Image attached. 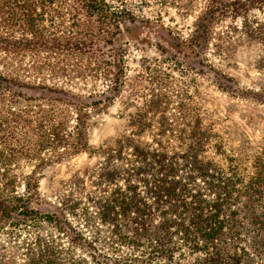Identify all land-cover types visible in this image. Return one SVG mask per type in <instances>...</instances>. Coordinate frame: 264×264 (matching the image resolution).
<instances>
[{"label": "trees", "instance_id": "trees-1", "mask_svg": "<svg viewBox=\"0 0 264 264\" xmlns=\"http://www.w3.org/2000/svg\"><path fill=\"white\" fill-rule=\"evenodd\" d=\"M205 1L195 38L207 39L211 23L231 19L219 34V49L225 48V39L245 37L259 50L257 62L264 68V0ZM138 16L124 1L0 0V225L46 222L58 231L56 238L38 236L27 247L24 264H78L60 238L93 260L102 256L99 264H264V163L258 158L248 179L234 159L227 167L219 165L209 152L219 154L221 145L200 126L188 136L181 131L180 138L190 139L186 147L161 139L145 143L135 136L149 127V118L138 114L131 119L136 127L131 135L102 151L96 184L111 188L106 195L88 196L85 202L69 192L60 196L54 212L31 205L35 170L88 148L91 113L112 98L108 93L118 88L121 76L116 73L115 85L100 97L26 77L66 75L57 58L66 51L113 56L102 61L121 70V60L107 46L123 18L136 21ZM39 51L55 55L58 63L24 64L26 54ZM22 164L33 165L34 171L25 174ZM69 216L81 217L91 236L75 228ZM100 226L107 228L104 234ZM100 245L110 252H102ZM124 249L126 255H118ZM184 256L198 257L185 262Z\"/></svg>", "mask_w": 264, "mask_h": 264}, {"label": "rangeland", "instance_id": "rangeland-1", "mask_svg": "<svg viewBox=\"0 0 264 264\" xmlns=\"http://www.w3.org/2000/svg\"><path fill=\"white\" fill-rule=\"evenodd\" d=\"M107 1L113 4L124 1L139 14L136 21L123 18L119 33L112 45L107 46L114 48L116 58L121 60V70L102 61L113 56L66 51L57 54L59 65L68 69L66 75L26 77L36 84L56 85L86 97H100L115 85L116 73L121 76L118 88L108 93L112 98L91 113L88 148L35 170L37 191L31 205L43 212H54L60 196L69 192L72 198L85 202L88 196L106 195L111 188L96 184L102 151L131 135L136 129L131 119L138 114H147L149 118V127L135 136L145 143L161 139L176 148L180 144L186 147L190 139L180 138L182 130L188 136L194 127L208 129L222 148L219 154L211 150L209 157L223 167H227L229 159H234L248 179L255 170L256 160L261 158L264 163V68L257 62L259 50L241 36L225 39V48L219 49V34H224L232 24L231 19L211 23L210 36L196 39L194 32L205 14V0L165 3L146 0L149 4L145 0ZM143 17L151 20L143 22L140 20ZM71 22L67 20L66 26ZM48 56L44 51L26 54L23 62L58 63L55 55ZM80 71L84 74H79ZM34 168L22 164L20 170L27 174ZM18 192H23V186ZM69 221L87 237L91 236L92 230L81 217L69 216ZM100 227L104 234L107 228ZM57 235L58 231L46 222L37 226L0 225V264H24L26 249L38 236L56 238ZM59 244L69 249V256L78 264H99L97 260L102 258L93 260L66 238H60ZM99 247L102 252H110L106 245ZM126 252L124 249L118 255ZM196 257L184 256L185 262Z\"/></svg>", "mask_w": 264, "mask_h": 264}]
</instances>
